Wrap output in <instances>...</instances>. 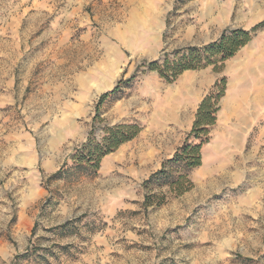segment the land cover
<instances>
[{"label": "rangeland", "instance_id": "374dc122", "mask_svg": "<svg viewBox=\"0 0 264 264\" xmlns=\"http://www.w3.org/2000/svg\"><path fill=\"white\" fill-rule=\"evenodd\" d=\"M159 19L157 58L249 29L264 20V0H0V264H264L261 121L240 148L193 168L190 189L155 186L147 207L138 161L108 160L118 147L93 177L48 179L43 161L70 163L90 131L141 129L156 111L163 85L154 81L168 82L141 64ZM261 46L264 27L218 78L227 83L228 60ZM132 74L98 103L97 86Z\"/></svg>", "mask_w": 264, "mask_h": 264}, {"label": "crops", "instance_id": "0c3cea01", "mask_svg": "<svg viewBox=\"0 0 264 264\" xmlns=\"http://www.w3.org/2000/svg\"><path fill=\"white\" fill-rule=\"evenodd\" d=\"M163 24L162 19L157 21L142 56L151 60L157 58L163 42ZM228 61L225 94L219 100L216 121L209 131L210 139L201 148L202 164L219 161L220 156L215 152L222 148H232L231 144L240 148L254 125L260 121L259 137L264 136V46L258 52L256 49L246 48L242 54ZM222 74L207 67L184 70L173 84L156 79V86L163 85L162 100L156 111L141 126L138 133L140 138L134 137L120 144L114 156L108 160L113 163L122 162L126 166L136 160V167L139 168L137 172L147 178L156 170H148L149 167H154L156 155L159 168L160 161L169 158L184 140V136L190 131L198 103ZM113 80L110 78V85L107 87L101 88L106 83L97 86L95 92L111 90L115 85ZM43 164L55 172L62 163L58 165L54 160L48 159Z\"/></svg>", "mask_w": 264, "mask_h": 264}, {"label": "trees", "instance_id": "16d2710c", "mask_svg": "<svg viewBox=\"0 0 264 264\" xmlns=\"http://www.w3.org/2000/svg\"><path fill=\"white\" fill-rule=\"evenodd\" d=\"M263 27L264 20L257 22L249 29H224L219 37L213 41L200 46L181 47L174 50L172 55L163 53L160 57L144 61L141 65L145 66L146 70L156 71L168 83L175 81L187 69L212 66V70L220 71L224 61L245 45L252 38L253 32ZM134 77L135 74H132L125 80L119 79L111 90L100 95L98 103L117 94L120 84L128 83ZM225 90L226 77L221 76L198 103L190 131L185 140L169 158L161 162L158 169L143 180L142 186L146 189L141 203L143 207L152 205L155 197L158 196V194L153 193L155 186L159 188L167 186L174 195H179L192 187L188 174L193 168L201 165V148L209 140L210 127L216 121L218 103L224 96ZM139 131V125L133 122L104 126L103 134L99 138H96L94 133L90 131L86 140L76 146L70 154V163L64 160L48 179H68L71 177L78 179L81 175L95 176L102 158L114 151L120 144L135 137Z\"/></svg>", "mask_w": 264, "mask_h": 264}]
</instances>
